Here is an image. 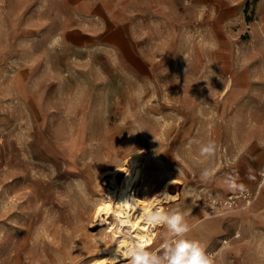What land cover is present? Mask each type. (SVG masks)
<instances>
[{
    "label": "rangeland",
    "instance_id": "374dc122",
    "mask_svg": "<svg viewBox=\"0 0 264 264\" xmlns=\"http://www.w3.org/2000/svg\"><path fill=\"white\" fill-rule=\"evenodd\" d=\"M37 5L0 0V264H88L108 239L98 221L76 227L77 212L110 187L111 176L96 181L95 171L134 145L144 152V180L157 177L154 191L179 181L171 191L180 200L165 208L184 214L186 238L212 264H264V76L254 60L208 56L205 41L221 35L205 28L198 3L169 16V36L164 29L158 44L148 40L147 56H52L26 28ZM209 142L213 152L202 155ZM68 143L77 157L53 161ZM242 185L258 194L237 219L234 205L216 203Z\"/></svg>",
    "mask_w": 264,
    "mask_h": 264
},
{
    "label": "crops",
    "instance_id": "0c3cea01",
    "mask_svg": "<svg viewBox=\"0 0 264 264\" xmlns=\"http://www.w3.org/2000/svg\"><path fill=\"white\" fill-rule=\"evenodd\" d=\"M34 2L38 19L26 28L41 34L40 42L52 56H147L148 40L158 44L164 29L169 36V16L198 3L208 17L205 28L221 35L205 41L208 56H250L256 76H264V0Z\"/></svg>",
    "mask_w": 264,
    "mask_h": 264
},
{
    "label": "bare ground",
    "instance_id": "6f19581e",
    "mask_svg": "<svg viewBox=\"0 0 264 264\" xmlns=\"http://www.w3.org/2000/svg\"><path fill=\"white\" fill-rule=\"evenodd\" d=\"M226 89L228 90V85ZM42 126L46 128L44 123L39 124V128ZM84 133L85 131L81 134L74 133V136L71 135L69 140L74 139V137L78 138ZM46 142L48 145L53 144L48 140ZM66 148L67 150L69 149V152L67 151L68 153H66L67 155L61 158L57 154L52 157L53 161H59L69 166L71 161L77 156L75 151L71 150L69 143L66 146L57 147L61 151ZM113 153H108L106 158H113ZM46 155L51 157L52 153L47 151ZM143 155L142 148L134 145L126 149L121 158L115 156L113 161L111 159L102 169L98 166L100 169L95 171L96 181L101 180L100 178L106 175L111 176L110 187L104 192V197L95 201L92 207H81L82 209L76 215L75 226L78 227L81 223L88 222L89 227H92L98 221L99 225H102L101 228H103V238H107L108 241L102 242V240V243H98L97 251L99 254L90 259L88 264H116L118 261L126 259L125 254L128 247L135 243L142 241L146 245V250L151 251L155 250L163 242L157 238V235L165 228L160 225L153 227L147 223L145 217L156 210L167 211L165 208L167 206L164 203L168 205L171 203L176 204L180 200L177 193L171 191V187L179 181L169 177L164 181L160 189L154 191L157 177L152 175L148 181L144 180ZM243 179L247 182L252 181V177L249 174H245ZM259 183L264 184V176L259 180ZM136 190L138 191L137 195ZM212 202L215 204L216 200ZM250 204L245 203L242 206L229 207V215L238 219L240 211L248 208ZM237 210L239 211L237 212ZM212 214L224 215L219 214V212ZM202 220L196 223H200ZM243 224L244 221L242 220L238 227L242 229L244 227ZM117 248H119V252ZM209 256L213 257V255ZM126 260L128 261V259Z\"/></svg>",
    "mask_w": 264,
    "mask_h": 264
},
{
    "label": "clouds",
    "instance_id": "9594fccd",
    "mask_svg": "<svg viewBox=\"0 0 264 264\" xmlns=\"http://www.w3.org/2000/svg\"><path fill=\"white\" fill-rule=\"evenodd\" d=\"M213 150L214 144L209 142L201 147V154H211ZM202 175L207 177L209 173L205 170ZM145 219L153 227L160 225L166 228L167 235L156 250H146L142 241L129 246L125 254L129 264H212L204 246L186 238L192 226L179 209L156 210Z\"/></svg>",
    "mask_w": 264,
    "mask_h": 264
},
{
    "label": "built area",
    "instance_id": "2783aa9c",
    "mask_svg": "<svg viewBox=\"0 0 264 264\" xmlns=\"http://www.w3.org/2000/svg\"><path fill=\"white\" fill-rule=\"evenodd\" d=\"M238 195H235V196H228L225 200L221 201V202H217L216 204H220L222 206H232L234 205L237 206L238 204H236V200H238L239 198H242L244 199L246 202V204H249L250 203V200L252 199V197L255 196V194H258V191L256 190H253V189H250L248 188L247 186H240L239 190H238ZM244 203V204H245Z\"/></svg>",
    "mask_w": 264,
    "mask_h": 264
}]
</instances>
